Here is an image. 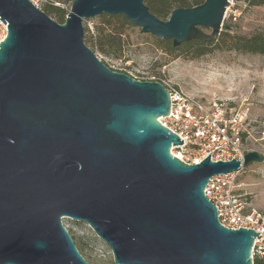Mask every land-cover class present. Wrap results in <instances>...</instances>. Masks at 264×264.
Returning a JSON list of instances; mask_svg holds the SVG:
<instances>
[{
  "label": "water",
  "instance_id": "95a60500",
  "mask_svg": "<svg viewBox=\"0 0 264 264\" xmlns=\"http://www.w3.org/2000/svg\"><path fill=\"white\" fill-rule=\"evenodd\" d=\"M228 5L204 0L162 21L143 0H72L58 24L28 0H0V264H89L64 218L91 228L113 264H253L259 233L223 227L204 189L264 155L181 162L170 149L182 140L158 121L167 89L111 70L84 43L83 23L100 15L174 47L210 41Z\"/></svg>",
  "mask_w": 264,
  "mask_h": 264
},
{
  "label": "rangeland",
  "instance_id": "374dc122",
  "mask_svg": "<svg viewBox=\"0 0 264 264\" xmlns=\"http://www.w3.org/2000/svg\"><path fill=\"white\" fill-rule=\"evenodd\" d=\"M71 2L66 1L67 13ZM251 2L235 0L229 4L223 25L228 24L231 32L239 35L263 31L264 5L252 6ZM97 17L83 23L90 34H94ZM155 38L130 24L124 30L122 59L112 60L95 50L94 53L113 71L140 80H148L152 75L164 77L198 99L219 100L227 112L229 109L246 111L248 121L243 149L245 153L253 151L264 155V55L214 51L199 59L175 58L160 50ZM237 183L239 194L250 208L264 213V162L243 166ZM62 224L87 263L113 264L110 249L86 224L69 218L62 219Z\"/></svg>",
  "mask_w": 264,
  "mask_h": 264
},
{
  "label": "built area",
  "instance_id": "2783aa9c",
  "mask_svg": "<svg viewBox=\"0 0 264 264\" xmlns=\"http://www.w3.org/2000/svg\"><path fill=\"white\" fill-rule=\"evenodd\" d=\"M39 10L54 7L67 11L68 0H28ZM233 1L229 0L232 5ZM7 24L0 21V42L7 33ZM131 77V76H130ZM136 80L135 77H132ZM148 81L161 83L168 91L170 109L166 117L159 118L160 124L177 135L182 144L171 147L170 153L185 164H198L210 154L211 161L243 162V143L246 136L248 114L242 109L227 112L219 100L198 99L178 84L164 77L152 75ZM237 172L216 175L209 179L205 197L215 206L219 223L228 229L239 228L259 233L252 246V255L264 258V213L250 208L246 199L239 194Z\"/></svg>",
  "mask_w": 264,
  "mask_h": 264
},
{
  "label": "trees",
  "instance_id": "16d2710c",
  "mask_svg": "<svg viewBox=\"0 0 264 264\" xmlns=\"http://www.w3.org/2000/svg\"><path fill=\"white\" fill-rule=\"evenodd\" d=\"M149 12L159 20L165 21L174 9L193 8L204 0H143ZM252 6L264 5V0H252ZM41 11L54 22L62 24L67 11L45 7ZM94 26V34L84 27V43L104 57L120 60L124 51V30L130 23L122 16L100 15ZM155 45L175 58L199 59L214 51H234L238 54L264 55V30L248 36L231 32L228 24L210 41L192 40L174 47L170 40L155 38ZM79 252V251H78ZM81 255V254H80ZM82 256V255H81ZM253 264H264V258L253 256Z\"/></svg>",
  "mask_w": 264,
  "mask_h": 264
}]
</instances>
